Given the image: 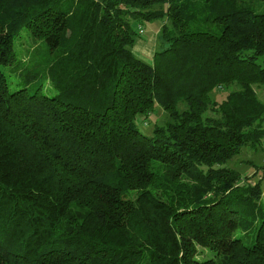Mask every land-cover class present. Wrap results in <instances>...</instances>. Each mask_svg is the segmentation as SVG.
<instances>
[{
  "label": "trees",
  "instance_id": "trees-1",
  "mask_svg": "<svg viewBox=\"0 0 264 264\" xmlns=\"http://www.w3.org/2000/svg\"><path fill=\"white\" fill-rule=\"evenodd\" d=\"M257 84L264 0H0V264H264Z\"/></svg>",
  "mask_w": 264,
  "mask_h": 264
},
{
  "label": "rangeland",
  "instance_id": "rangeland-1",
  "mask_svg": "<svg viewBox=\"0 0 264 264\" xmlns=\"http://www.w3.org/2000/svg\"><path fill=\"white\" fill-rule=\"evenodd\" d=\"M166 18H156L151 21H145L137 25L138 39L133 49L136 54L147 62H153V56L158 49H163L166 45L163 39L162 25L166 22ZM144 43V44H143ZM140 45H142L140 47ZM142 49V50H141ZM258 97L264 102V84L254 85ZM229 90L220 89L218 92L222 94ZM183 106L180 104V107ZM212 116H215L216 111L211 112ZM155 116H152V118ZM167 119V113L162 109L157 117L158 122H164ZM152 122L148 123L145 131L151 132ZM232 165L240 172L246 174H254V177H260V174L264 170V144L258 148L247 147L238 154ZM263 177V176H262ZM255 178V179H256Z\"/></svg>",
  "mask_w": 264,
  "mask_h": 264
},
{
  "label": "crops",
  "instance_id": "crops-1",
  "mask_svg": "<svg viewBox=\"0 0 264 264\" xmlns=\"http://www.w3.org/2000/svg\"><path fill=\"white\" fill-rule=\"evenodd\" d=\"M144 44V43H143ZM142 45H140V47H141ZM142 50V49H141ZM135 51V50H134ZM136 53V52H135Z\"/></svg>",
  "mask_w": 264,
  "mask_h": 264
}]
</instances>
